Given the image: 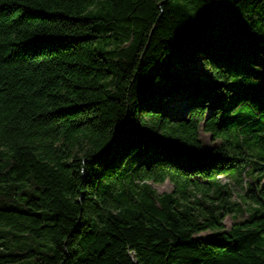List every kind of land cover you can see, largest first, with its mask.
I'll return each instance as SVG.
<instances>
[{"label":"trees","instance_id":"16d2710c","mask_svg":"<svg viewBox=\"0 0 264 264\" xmlns=\"http://www.w3.org/2000/svg\"><path fill=\"white\" fill-rule=\"evenodd\" d=\"M263 177L264 0H0V264H264Z\"/></svg>","mask_w":264,"mask_h":264},{"label":"rangeland","instance_id":"374dc122","mask_svg":"<svg viewBox=\"0 0 264 264\" xmlns=\"http://www.w3.org/2000/svg\"><path fill=\"white\" fill-rule=\"evenodd\" d=\"M188 67H191V66H188ZM179 102L181 103L180 100H179ZM202 138L208 146H210V147L213 146L214 143L212 141L210 134L202 132ZM258 175H259V172H255L254 176L256 178L258 177ZM254 176L246 175L244 177L245 182H248V179L254 180L255 179ZM221 179L226 181L227 177H222ZM231 180L232 181L230 182V186L233 189L232 201H234V202L236 201V202L240 203V205L235 206L231 212L226 214L223 222L227 228H231L235 223L243 221L244 219H246L248 217V210L247 209L249 208L248 204L244 201V198L242 196L243 192H244L243 191V184L244 183L242 184L241 182L237 181L234 178H231ZM262 181H264V177H263ZM154 187L160 193L170 192L173 189V185L169 181H167L163 184L154 185ZM239 208H240V211H239ZM244 209H246L245 212H244ZM212 234H213V231L208 230V231H204V232L197 234L196 237H206V236H210Z\"/></svg>","mask_w":264,"mask_h":264}]
</instances>
